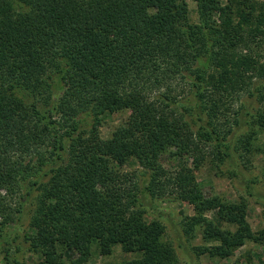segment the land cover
<instances>
[{"label":"trees","instance_id":"obj_1","mask_svg":"<svg viewBox=\"0 0 264 264\" xmlns=\"http://www.w3.org/2000/svg\"><path fill=\"white\" fill-rule=\"evenodd\" d=\"M195 1L191 23L188 0H0V256L7 263L23 251L24 236L29 251L44 255L39 264H89L94 248L109 254L115 245L139 255L107 264H178L162 219L146 218L163 216L159 201H185L195 211L183 215L181 229L169 219L179 246L183 232L215 243L204 248L213 256L264 242L244 201L207 194L193 168L171 172L160 161L165 153L188 155L199 166L208 148L222 162L240 150L244 157L254 132L237 131L264 128V0ZM106 110L129 116L103 138ZM132 158L140 174L122 170ZM65 250L76 258L67 261Z\"/></svg>","mask_w":264,"mask_h":264},{"label":"rangeland","instance_id":"obj_2","mask_svg":"<svg viewBox=\"0 0 264 264\" xmlns=\"http://www.w3.org/2000/svg\"><path fill=\"white\" fill-rule=\"evenodd\" d=\"M262 1V0H260ZM227 3L228 0H221ZM189 13L188 20L191 23L198 21V6L195 0H188ZM181 80H177L175 85L179 84V91L184 86ZM188 92V87L184 89ZM183 93V92H181ZM259 104V103H258ZM263 106V103H261ZM129 116L128 110H106L100 115L99 131L103 138L111 136L112 132L121 124H124ZM254 132V145L251 147L252 153L244 155L242 151H238L236 157L231 161L222 162L213 154V149L208 148V156L199 166H196L195 160L188 155L174 156L170 153L162 154L160 161L165 168L171 172H175L183 167H191L196 173L197 180L204 188L207 194H221L236 202L244 201L246 203V219L250 227L256 232H264V128L258 126H246L237 131V135ZM238 170L239 175H235ZM122 170L129 173L140 174L144 170L136 158H132L127 164L122 166ZM251 186V187H250ZM253 191V195L249 193ZM32 201V202H31ZM34 199L26 203L27 211L23 217L24 225L18 227L17 230L23 235L30 223V215L32 213ZM159 212L163 214L161 217L156 213H148V220L159 219L166 226L165 239L173 243L178 264H264V242L248 241L246 244L236 248H225L224 254L220 256L210 255L205 251L206 247L215 243L205 241L201 235L189 238L185 236L183 230L182 235L185 241L183 246L178 245L177 234L170 226L169 219L172 218L177 222L180 229V223L183 215H194L193 207L185 201L156 203ZM208 216L217 221L221 226L228 227L227 224L220 220L215 211L208 212ZM29 229V228H28ZM21 236L19 242H23V251L20 253H12V263L17 264L15 260H19L21 264H39L44 255L41 252H31L28 250L29 243H26ZM137 252H126L121 245H115L109 254H101L98 249L94 248L89 264H107L113 262H121L131 260L138 257ZM0 256L1 264H9ZM77 253L73 250H65L64 258L68 260L76 258Z\"/></svg>","mask_w":264,"mask_h":264}]
</instances>
